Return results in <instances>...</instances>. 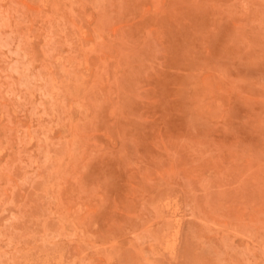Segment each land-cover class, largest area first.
<instances>
[{
	"label": "rangeland",
	"instance_id": "1",
	"mask_svg": "<svg viewBox=\"0 0 264 264\" xmlns=\"http://www.w3.org/2000/svg\"><path fill=\"white\" fill-rule=\"evenodd\" d=\"M0 264H264V0H0Z\"/></svg>",
	"mask_w": 264,
	"mask_h": 264
}]
</instances>
